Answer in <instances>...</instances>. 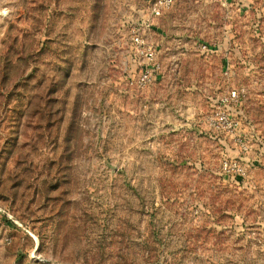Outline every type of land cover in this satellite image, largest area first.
<instances>
[{"label":"rangeland","instance_id":"1","mask_svg":"<svg viewBox=\"0 0 264 264\" xmlns=\"http://www.w3.org/2000/svg\"><path fill=\"white\" fill-rule=\"evenodd\" d=\"M158 1L0 0V264H264V0Z\"/></svg>","mask_w":264,"mask_h":264},{"label":"built area","instance_id":"2","mask_svg":"<svg viewBox=\"0 0 264 264\" xmlns=\"http://www.w3.org/2000/svg\"><path fill=\"white\" fill-rule=\"evenodd\" d=\"M173 0H159L153 8V12L157 15L162 13V7L170 6ZM134 44L137 45L139 48H144L146 46V41L144 37L141 35L140 32H136L133 36ZM145 53V60L146 65L140 73L139 77V86L141 88H145L149 84H151L157 76V73L162 70L161 63L158 60V52L157 48L150 46L148 47L147 51H143ZM240 94L237 91H233L228 97L222 99V102L225 105H228L231 102L238 101ZM209 124L214 130H228L234 131L239 126V121L231 119L229 113L224 110H218L214 115H212L209 119ZM241 150L248 151L249 145L244 141L242 137L237 138ZM229 163H231L229 165ZM224 168L226 171L230 172L231 169L235 170L239 175H245V169L243 166L240 165L238 161L234 162H227L224 163Z\"/></svg>","mask_w":264,"mask_h":264},{"label":"crops","instance_id":"3","mask_svg":"<svg viewBox=\"0 0 264 264\" xmlns=\"http://www.w3.org/2000/svg\"><path fill=\"white\" fill-rule=\"evenodd\" d=\"M159 48V47H158Z\"/></svg>","mask_w":264,"mask_h":264},{"label":"trees","instance_id":"4","mask_svg":"<svg viewBox=\"0 0 264 264\" xmlns=\"http://www.w3.org/2000/svg\"><path fill=\"white\" fill-rule=\"evenodd\" d=\"M223 143V142H222Z\"/></svg>","mask_w":264,"mask_h":264}]
</instances>
